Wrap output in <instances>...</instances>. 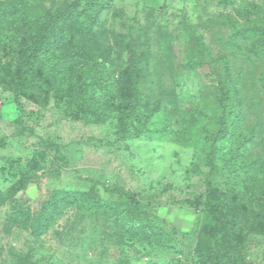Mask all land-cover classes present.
Listing matches in <instances>:
<instances>
[{"label": "rangeland", "instance_id": "374dc122", "mask_svg": "<svg viewBox=\"0 0 264 264\" xmlns=\"http://www.w3.org/2000/svg\"><path fill=\"white\" fill-rule=\"evenodd\" d=\"M19 1L29 18L94 3ZM98 4L99 15H86L92 31L77 39L102 44L112 58L123 38L146 52L142 85L156 116L142 135L126 139L115 121L74 114L68 97L37 92L19 105L0 83V138H7L0 192L14 193L32 213L56 191L92 200L65 208L40 238L21 224L15 205L0 206V264H210L225 238L236 245L228 261L264 264V234L248 233L264 219V49L251 33L253 18L244 17L247 5L264 9V0ZM0 64H10L3 52ZM115 64L108 67L117 79ZM113 187L138 194L139 207L111 197L106 188ZM210 196L224 202L225 224L208 215ZM109 205L123 213L119 220Z\"/></svg>", "mask_w": 264, "mask_h": 264}, {"label": "trees", "instance_id": "16d2710c", "mask_svg": "<svg viewBox=\"0 0 264 264\" xmlns=\"http://www.w3.org/2000/svg\"><path fill=\"white\" fill-rule=\"evenodd\" d=\"M99 1L94 0L87 9L67 4L35 18L27 16V10L19 0H8L9 6L4 9L0 1V52L10 59L6 67L0 64V83L15 95L19 105L20 98L37 92L44 99H49L52 94L59 100L68 97L69 109L77 116L90 117L93 121H115L122 138H137L157 113L142 85L143 70L149 56L131 47L126 38L120 40L114 58L102 44L97 46L91 40L77 39V36L92 29L94 22L91 23V17L86 15L89 10L99 15ZM244 14L246 18H253L251 33L260 35L256 47L263 50L264 9L249 4ZM112 60L116 62L117 79L113 78L108 67ZM220 132L223 133V130ZM6 143L7 138H0V149ZM226 157L231 159L232 154L227 153ZM207 166L211 169L210 173L216 172L211 155L207 157ZM106 191L121 204L134 209L139 207L138 194L121 187L106 188ZM8 196L0 192V206L6 203L15 205L13 210L18 220L23 226L31 228L37 238L58 221L68 206L81 205L84 208L92 203L89 194L56 191L40 211L32 213L16 201L14 193ZM186 203L196 206L190 201ZM206 206L213 220L225 224V204L222 200L210 196ZM96 207L102 208L101 202L96 201ZM107 208L115 220L123 214H117L111 205ZM130 219L133 222L132 216ZM248 233L264 234V219L252 224ZM235 246L231 239L225 238L210 256V264H244L241 259L228 261L230 259L224 258L227 251L231 253Z\"/></svg>", "mask_w": 264, "mask_h": 264}]
</instances>
